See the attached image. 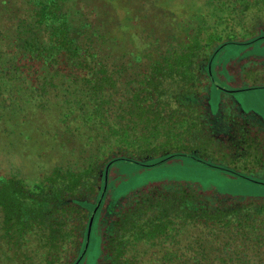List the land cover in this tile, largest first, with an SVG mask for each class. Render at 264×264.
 <instances>
[{
    "label": "trees",
    "instance_id": "obj_1",
    "mask_svg": "<svg viewBox=\"0 0 264 264\" xmlns=\"http://www.w3.org/2000/svg\"><path fill=\"white\" fill-rule=\"evenodd\" d=\"M68 1L0 0V110L44 109L47 96L55 92L62 99L59 125L86 123L97 130L94 139L101 141L83 164L55 167L34 189L14 175L1 180L0 264H81L96 227L101 244L97 264H143V255L134 250L138 242L165 248L190 230L197 231L195 242L185 247L193 254L190 258L157 257L152 262L264 264V198H233L190 183H159L119 201L110 197L111 205L103 212L115 161L152 166L157 159L182 154L205 161L198 144L186 143L203 134L199 122L205 102L209 105L212 60L228 43L205 51L206 43L195 37L179 51L166 52L142 71L141 81L129 87L132 95L126 99L118 84L123 72L110 63L103 45L121 42L116 34L132 27L131 18L143 2L116 0L115 11L102 10L97 21L76 25ZM233 10L250 39L264 38V0H240ZM17 121L25 127L35 125L24 117ZM140 125L156 129L157 135L164 131L168 150L144 144L149 138L141 143L136 136ZM42 126H37L40 132ZM14 129L9 133L23 138V132ZM231 131L217 134L228 139L230 149L257 155L255 146L245 143L251 136ZM22 140L38 142L31 136ZM147 158L152 160L146 163ZM192 245L204 254H195Z\"/></svg>",
    "mask_w": 264,
    "mask_h": 264
},
{
    "label": "rangeland",
    "instance_id": "obj_2",
    "mask_svg": "<svg viewBox=\"0 0 264 264\" xmlns=\"http://www.w3.org/2000/svg\"><path fill=\"white\" fill-rule=\"evenodd\" d=\"M139 1L143 3L131 18L132 27L116 34L121 42L113 44L108 41L103 45L110 55V63L112 61L116 64L114 67L123 72L118 84L123 88L121 93L126 99L132 95L129 87H137L141 81L142 71L166 52L179 51L195 37H199V42L206 43L208 48L205 51L210 49L213 52L224 43L228 44L212 60L213 81L209 105L205 102L204 116L199 122L203 134L201 137L182 139L184 142L188 139L186 146L198 144L205 161L183 154L159 162L166 156L162 157L152 166H141L131 160L115 161L108 175L109 196L103 203V212L106 214V209L111 205L110 197L119 201L144 187L159 183H190L199 186L202 191L228 197L264 198V131L262 134H251L252 131L245 132L239 124L247 119L253 128L264 130V38L250 39L252 36L246 32L244 21L240 23L237 10H233L240 0ZM67 4L72 22L80 25L82 20L97 21L102 10L107 13L115 11L116 0H69ZM99 25L102 26L103 21L100 20ZM60 96H55V92L47 96L44 109L28 106L25 109L0 110V183L5 176L14 175L34 189L55 167L83 164L89 154L95 153L101 141L94 139L98 135L96 129L76 121L69 128L59 125L63 119ZM20 117L34 121L35 125L25 127L15 124L19 123L17 120ZM255 121L259 125H255ZM42 124L43 130L40 132L37 126ZM78 125L81 127L76 130ZM228 128L246 133L243 137L251 136L246 138L245 143L246 146H255L257 155L253 154V150L243 149L240 152V148L230 149L228 139L217 134ZM12 129L22 131L23 138H14L9 133ZM136 131L141 143L142 138H149L144 140V144H157L168 150L164 131H158L157 135L156 129L144 125H140ZM25 136L36 138L38 142H25L22 140ZM85 143L88 145L85 146ZM150 159L147 158L145 162L149 163L147 161ZM226 167L231 171L224 170ZM232 168L237 173L232 172ZM240 169H246L249 173ZM196 234V230L182 231L175 238V243L165 248L140 241L134 250L137 256L143 255V264H155L152 261L157 257L187 260L193 254L185 251V247L188 242H195ZM195 246L192 245V248L196 251ZM100 251V230L96 227L92 230L81 264H97ZM200 252L196 251L195 254ZM201 253L204 254L203 251ZM3 263L13 264L9 261ZM164 264L173 262L166 261Z\"/></svg>",
    "mask_w": 264,
    "mask_h": 264
},
{
    "label": "flooded vegetation",
    "instance_id": "obj_3",
    "mask_svg": "<svg viewBox=\"0 0 264 264\" xmlns=\"http://www.w3.org/2000/svg\"><path fill=\"white\" fill-rule=\"evenodd\" d=\"M232 124V123H231ZM230 124V125H231ZM240 125H241V128H242V130H244L245 132L246 131H252L251 132V134L253 133V132H259V134L261 133L262 134V132L264 131L263 130V128H261V129H259V130H257V129H255V128H253L252 126H251V124H249L248 122H247V119H245V120H241V122L239 123ZM255 125H259V124H257V122L255 121ZM249 133V132H248ZM258 134V135H259ZM259 140H260V138H259ZM261 141V140H260Z\"/></svg>",
    "mask_w": 264,
    "mask_h": 264
},
{
    "label": "water",
    "instance_id": "obj_4",
    "mask_svg": "<svg viewBox=\"0 0 264 264\" xmlns=\"http://www.w3.org/2000/svg\"><path fill=\"white\" fill-rule=\"evenodd\" d=\"M92 222H93V216H92L91 219L89 220V226H88V237H89V235H90V230H91Z\"/></svg>",
    "mask_w": 264,
    "mask_h": 264
}]
</instances>
